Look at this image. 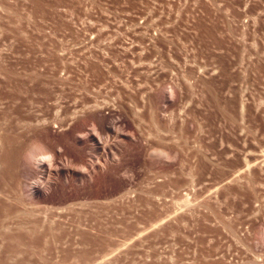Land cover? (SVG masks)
I'll list each match as a JSON object with an SVG mask.
<instances>
[{
	"label": "rangeland",
	"instance_id": "1",
	"mask_svg": "<svg viewBox=\"0 0 264 264\" xmlns=\"http://www.w3.org/2000/svg\"><path fill=\"white\" fill-rule=\"evenodd\" d=\"M0 264H264V0H0Z\"/></svg>",
	"mask_w": 264,
	"mask_h": 264
},
{
	"label": "bare ground",
	"instance_id": "2",
	"mask_svg": "<svg viewBox=\"0 0 264 264\" xmlns=\"http://www.w3.org/2000/svg\"><path fill=\"white\" fill-rule=\"evenodd\" d=\"M46 146L43 145V143H41L39 141L38 142H36V141L35 142H32L26 148V150L24 151V153L22 154L23 155L24 162H27V164H30L31 163V166L33 164V165H35V167L40 166V165L42 166L43 161L50 160V158H51V156H50L51 149H49V147L47 148ZM52 153H54V151ZM52 155L54 156V154H52ZM52 159H53V157H52ZM15 167L18 168V166H16V165H15ZM18 170H19V168H18ZM15 171H16V168H15ZM16 175H18V171H16Z\"/></svg>",
	"mask_w": 264,
	"mask_h": 264
}]
</instances>
